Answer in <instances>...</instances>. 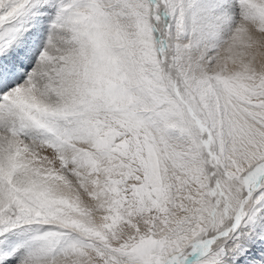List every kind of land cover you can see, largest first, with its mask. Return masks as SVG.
I'll return each mask as SVG.
<instances>
[{
  "label": "snow or ice",
  "instance_id": "1",
  "mask_svg": "<svg viewBox=\"0 0 264 264\" xmlns=\"http://www.w3.org/2000/svg\"><path fill=\"white\" fill-rule=\"evenodd\" d=\"M0 264H264V0H0Z\"/></svg>",
  "mask_w": 264,
  "mask_h": 264
}]
</instances>
